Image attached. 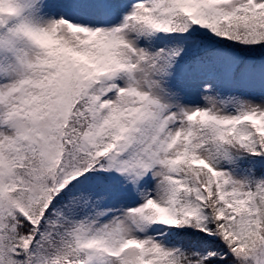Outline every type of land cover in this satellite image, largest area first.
Returning <instances> with one entry per match:
<instances>
[{
    "label": "snow or ice",
    "instance_id": "6c2138e0",
    "mask_svg": "<svg viewBox=\"0 0 264 264\" xmlns=\"http://www.w3.org/2000/svg\"><path fill=\"white\" fill-rule=\"evenodd\" d=\"M0 264H264V0H0Z\"/></svg>",
    "mask_w": 264,
    "mask_h": 264
}]
</instances>
